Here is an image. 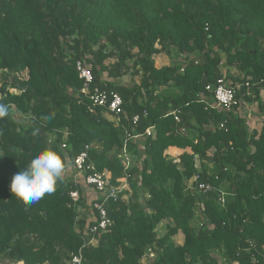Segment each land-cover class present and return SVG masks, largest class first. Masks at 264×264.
Wrapping results in <instances>:
<instances>
[{
	"label": "trees",
	"instance_id": "16d2710c",
	"mask_svg": "<svg viewBox=\"0 0 264 264\" xmlns=\"http://www.w3.org/2000/svg\"><path fill=\"white\" fill-rule=\"evenodd\" d=\"M159 53L182 59L158 66ZM79 60L92 70L91 89L122 96L118 123L81 92ZM223 64L236 73L225 76ZM222 77L256 82L254 97L246 87L240 97L264 112V0H0V98L35 117L0 120V264H69L85 243V203L70 194L78 183L64 179L26 207L10 192L15 174L49 148L71 163L90 145L97 170L117 185L126 142L137 160L131 190L106 203L114 223L83 248L86 264H140L149 251L145 264H221L216 254L264 264V126L259 133L238 113L205 109L206 86ZM172 109L181 122L166 116ZM171 146L191 152L172 158ZM198 172L211 191L189 189ZM166 218L174 223L159 233Z\"/></svg>",
	"mask_w": 264,
	"mask_h": 264
},
{
	"label": "built area",
	"instance_id": "2783aa9c",
	"mask_svg": "<svg viewBox=\"0 0 264 264\" xmlns=\"http://www.w3.org/2000/svg\"><path fill=\"white\" fill-rule=\"evenodd\" d=\"M77 69L79 71V77L84 80V87L81 89L83 95H88L92 101L93 107L100 106L105 108L106 115H111L115 117L117 123L119 122V115L123 112V98L116 91H108L100 86H95L91 89L90 85L94 81V75L88 64L84 61L79 60L77 62ZM250 79V78H249ZM249 79L242 82H233L227 80L225 77L219 78L216 84H209L206 86V90L211 92L213 99L210 100L206 98L205 109H216L220 111H233L238 113L239 111H245L247 118L252 119V114L259 110L256 100L247 101L244 99V96H253V86L256 85V82L251 83ZM264 82V80H262ZM246 87L247 92L245 95H241V89ZM264 90V89H263ZM246 105L247 108H242L243 105ZM256 109V111H254ZM15 111V109H14ZM260 111V110H259ZM263 113L260 111V114ZM173 115L175 120L179 123L181 122L180 110L172 109L166 116ZM138 115L134 117V120H138ZM245 117V116H243ZM245 117V119H247ZM226 122L221 124V127H226ZM264 125V119H263ZM183 130V128H182ZM257 130V129H250ZM227 131V128H226ZM260 133V132H259ZM148 136H154L155 126L148 127L145 132ZM140 134L131 136V139H138ZM92 147L86 145L85 149L78 154L75 160L71 163L74 171L77 175L82 177V180L85 186L92 188L100 196L94 199L91 203V207L94 211V220L91 224L88 225L87 229L84 230L85 243L83 246L76 252L71 255L69 259V264H86V260L83 254V248L86 245L98 244V236L106 232L114 223L113 219L109 216L108 210L106 208V203L110 200H117L119 194L126 189L129 185L128 178L130 177L129 169L132 166L134 158L127 148V142L124 144V148L121 154L123 162L125 164V170L123 176L120 178L123 180L121 184L114 185L110 182L109 176L106 173L100 172L97 170L94 162L91 160L89 155V150ZM188 187L192 192L206 193L213 189V185L210 181H207L202 178L200 172L195 173V175L188 180ZM73 201L77 204L80 202V192L74 190L71 193ZM201 210L205 209L204 203H201ZM78 210H80V205H78ZM7 264H16V263H7ZM140 264H145L144 261H141ZM236 264H239L236 261Z\"/></svg>",
	"mask_w": 264,
	"mask_h": 264
},
{
	"label": "clouds",
	"instance_id": "9594fccd",
	"mask_svg": "<svg viewBox=\"0 0 264 264\" xmlns=\"http://www.w3.org/2000/svg\"><path fill=\"white\" fill-rule=\"evenodd\" d=\"M12 117V105L0 98V120ZM27 119L35 120V117L29 114ZM41 119L50 123L54 115H45ZM38 131L33 135H37ZM68 166L67 159L61 153L49 148L46 153L31 159L24 169L12 177L10 192L26 207H35L42 198L56 193L58 185L65 179Z\"/></svg>",
	"mask_w": 264,
	"mask_h": 264
},
{
	"label": "crops",
	"instance_id": "0c3cea01",
	"mask_svg": "<svg viewBox=\"0 0 264 264\" xmlns=\"http://www.w3.org/2000/svg\"><path fill=\"white\" fill-rule=\"evenodd\" d=\"M160 66V65H159ZM263 96V100H264V94H262ZM242 108H247V106L244 104L242 106ZM256 111V109L254 110ZM236 113V112H235ZM245 111H239L238 114L242 115V116H245L246 115L244 114ZM107 117L111 120V121H114V123H117V120H115L114 116H111V115H107ZM244 117V118H245ZM247 118V117H246ZM263 119H264V112L260 114V111L258 110L257 112H254L252 114V119L250 118H247L246 119V122H247V125L249 126L250 129H257L259 132L262 131L263 129ZM191 152L190 149H187V150H182L180 148H177V147H174V146H171L167 149L166 153L170 156V154L174 155L176 153V157H172V158H177V156L182 153V152ZM132 157L134 158L133 160V163H132V166H134L135 164V156L132 155ZM68 168L66 170V173H65V180H74L76 183L79 184V186L81 187V192H80V195L82 196V201H84L85 204H81L80 205V212L81 214H83V216L85 217V219L87 220V224H91L94 220V211L91 207V203L94 199H96L97 197H99L100 195L98 193H96L92 188H89L87 186H85L83 180H82V177L80 175H77L76 172L74 171L73 167L71 166V164H68ZM110 179V177H109ZM119 184H121V182L123 180L119 179L118 180ZM124 190H131L130 188V183L128 185V187L126 189H123ZM173 220L171 218H166V219H163L161 221V223L159 224V226L162 224V225H165L166 227L168 225H173ZM87 225V227H88ZM184 241V240H183ZM179 243V242H178ZM183 243V242H181ZM150 258L153 259L152 255H149ZM151 259V261H152ZM145 263H148L149 261L145 260L144 261ZM22 264H24L23 262H21Z\"/></svg>",
	"mask_w": 264,
	"mask_h": 264
},
{
	"label": "rangeland",
	"instance_id": "374dc122",
	"mask_svg": "<svg viewBox=\"0 0 264 264\" xmlns=\"http://www.w3.org/2000/svg\"><path fill=\"white\" fill-rule=\"evenodd\" d=\"M155 58H156V61H157V65L159 66V65H161V64H163V63H166V62H173V59L175 58V60H177V61H180L181 59H182V57H180V56H168L167 54H165V53H159V54H156L155 55ZM180 58V59H179ZM115 59L114 58H109V59H107V62L108 63H110V62H113ZM223 62H225V56L223 57ZM223 72H224V74H225V76L227 75V74H233V73H236V68L235 67H228V66H225V64H223ZM139 79V78H138ZM130 80H131V78H130V76L129 75H127V76H125L124 78H122L120 81H121V83H124V84H126V83H129L130 82ZM14 109H15V107L13 108V114H14V116H15V118H17V119H21L22 120V122H23V124H29V123H31V121L32 120H30V119H27L28 118V115H24L23 113H17V112H14ZM115 119V118H114ZM170 157H176V153L174 154V155H172V154H170ZM137 162V160H135V163ZM139 162V161H138ZM135 165V164H134ZM224 190V189H223ZM222 194H224V192L222 191ZM147 197V196H146ZM223 199H224V197H223ZM223 199H221V200H223ZM141 200H143V198L141 199ZM225 200V199H224ZM222 202V201H221ZM201 203L202 202H198V207H199V212L201 213L202 211H201ZM167 230V227L165 226V225H160V226H158V231H159V233H164L165 231ZM175 238H176V240H177V242H179V243H181V242H183V240H184V234L182 233V232H179L176 236H175ZM149 255H152V257L154 256V254L152 253V252H148V255L145 257V258H143L141 261H145V260H147V261H151V259L152 258H150L149 257ZM216 255H218V257H219V259H220V262H221V264H236V261H230L229 263H227V261L224 259V258H222V256H220L219 254H216ZM4 264H6L5 263V261L3 262ZM13 263H16V264H22L21 262H16V261H13ZM46 264H48V263H46Z\"/></svg>",
	"mask_w": 264,
	"mask_h": 264
},
{
	"label": "water",
	"instance_id": "95a60500",
	"mask_svg": "<svg viewBox=\"0 0 264 264\" xmlns=\"http://www.w3.org/2000/svg\"><path fill=\"white\" fill-rule=\"evenodd\" d=\"M203 82L205 83V80H203ZM195 164L197 168H201V159L199 154H195Z\"/></svg>",
	"mask_w": 264,
	"mask_h": 264
}]
</instances>
